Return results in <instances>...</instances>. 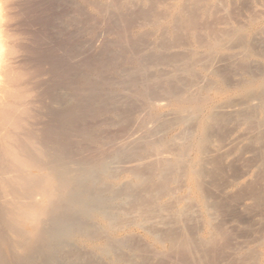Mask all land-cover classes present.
Instances as JSON below:
<instances>
[{
  "label": "bare ground",
  "instance_id": "obj_1",
  "mask_svg": "<svg viewBox=\"0 0 264 264\" xmlns=\"http://www.w3.org/2000/svg\"><path fill=\"white\" fill-rule=\"evenodd\" d=\"M216 1L0 0V264H204L207 159L206 264H264V0Z\"/></svg>",
  "mask_w": 264,
  "mask_h": 264
},
{
  "label": "rangeland",
  "instance_id": "obj_2",
  "mask_svg": "<svg viewBox=\"0 0 264 264\" xmlns=\"http://www.w3.org/2000/svg\"><path fill=\"white\" fill-rule=\"evenodd\" d=\"M215 2H217V3H213V4H212L213 6H210V8H211V9H212V8L214 9V7H216V8H217L216 13H215V10L212 9L213 11H210L211 9L208 8V9H210V10H209V11L207 10V11H208L209 13H210V12H214V15L211 13V15H212V16H211V15L206 11V13H205L206 15L203 16V18H201V21H204V22H201V21H200L201 24L206 25V23H207V25H208L209 21H211V20H214V21H215V19H216V21H217L216 23H215L214 21H211V22H210V23L212 24V26H213V27H222L223 22H225V19L227 18V16H226L227 12H226V10L224 9L223 5H221V2H220V1H216V0H215ZM218 2H219V3H218ZM218 4H220L221 7H220V5H218ZM214 5H215V6H214ZM216 5H218L219 7L216 6ZM219 8H221V9H219ZM223 9H224V11H223ZM218 10H219V11H218ZM221 11L224 12L225 14L222 13ZM218 12H221V14L218 13ZM207 13H208V14H207ZM209 15H210V16H209ZM216 15H219V17H217ZM221 15H223V17H222ZM206 16H208V18H210L211 20H210V19H207V21H205V20H206V19H205ZM214 16H216L217 18L214 19ZM225 16H226V17H225ZM204 17H205V18H204ZM218 18H219V19H218ZM208 20H209V21H208ZM219 21H222L221 23H219L221 26H219V25L217 26V24H218ZM213 22H214L215 24H213ZM204 23H205V24H204ZM210 23H209V24H210ZM211 24L208 25V26H211ZM215 25H216V26H215ZM93 57H94V56H92V54H91V55H90V60H93ZM155 159H156V158H154V157L149 158V159H148V162L150 161V163H151V162H153ZM152 160H153V161H152ZM205 162H206L205 164L207 165V167H206V165H205V167H204L205 170H204V168H203V171H204V173H205V179H206V177L208 178L207 181L204 180V182L207 184V189H206V191L209 190V188H210V189H211V188H214V189H211L212 191H214L213 193H212L210 190L206 192V193H208V194L205 193L206 197L208 198V200H207V198H206V202L208 203V204H206V205L208 206V205L210 204V205L213 207V205H214V203H215V201H214L215 194H214V193H217L216 190H215V188L219 187L218 189H221V187H222V185H223L222 183H223L225 180H226V181H225V183H226L227 180L229 179V177L231 176V173H229V172H231V170H230V169L227 167V165H225V164L221 165V166H223V167H221V166L218 167L219 165L216 166L215 164H214V167H212V166H213V163H212L211 161H209V160L207 159V161H205ZM208 163H209V165H208ZM211 165H212V166H211ZM224 165H225V166H224ZM208 166H209V167H208ZM215 166L218 167L219 169H217ZM210 168H211L212 170H210ZM215 169H216V170H215ZM228 170H229V171H228ZM216 171H217V172H216ZM207 172H208L209 174H208ZM218 172H219V173H218ZM215 173H216V174H215ZM212 174H213V175H212ZM218 175H219V176H218ZM229 175H230V176H229ZM228 176H229V177H228ZM218 177H219V178H218ZM209 178H210V179H209ZM215 178H216V179H215ZM220 178H221V179H220ZM215 180H216V181H215ZM217 180H218V181H217ZM209 181H211V182H216V183H215V186H216V187L214 186V184H212V183L209 182ZM222 181H223V182H222ZM217 183H219V184H221V185H218ZM209 184H210V185H209ZM216 184H217V185H216ZM224 185H225V184H224ZM211 186H212V187H211ZM211 194H212V197H211V196L209 197L208 195H211ZM213 197H214V198H213ZM209 198H210V199H209ZM212 198H213V201H214V202H212ZM166 199H167V198H165V201H164V199H163V201L166 202L168 205H170L171 208H172V205H174V206L176 207V202H175V201L172 202L171 198H169L168 201H167ZM192 201H194V203H195L196 206L193 205V206H192L193 208L191 209V205L193 204ZM192 201H188V200H187V201H184V202L182 203L181 206H185V205L188 206V207H189V210H190V212H191V214H193V213L195 212V213H194V216H193L194 218H196L195 220H193V223H194V225L196 226L195 230L198 231V230L201 229L200 231H203V230H204V228H203L204 223H203V219H202V218H203V217H202V211L204 210V208L201 206V204H199V203L196 202L195 200H192ZM164 202H163V203H164ZM170 202L172 203V205H171ZM174 202H175V203H174ZM187 202L190 203V204H189L190 206L188 205ZM166 203H164L163 205L166 207V208H165L166 210L168 209L167 211H171L172 209L175 208V207L173 206L174 208L171 209L170 206H168ZM184 203H185V205H184ZM191 203H192V204H191ZM211 203H212L213 205H212ZM199 205H200V206H199ZM210 205H209V206H210ZM209 206H208V207H209ZM211 206H210V208H209V210H210L209 213L212 212V213H211V217H210V219H209V220H211V221H209V222H210L209 224L211 225L212 223H214V224H216V225H215L216 227L213 226V225H214V224H213L212 227H211L210 225H208L207 228H208V229L210 228V231H211V229H212V230L214 229L211 233H213V234H214V238L216 237L217 239H216V238L214 239V243H215L216 245H215V247H214V245L211 246V249H210V252H209V255H208L207 258H209L210 255L213 256V255H214V252L217 253V254H215V255H219V253H222V252H223V253H225V256H226V255H228V253L226 254V251L228 252V250H226V248H225L227 245L223 247V245L226 244V243H225V240L222 239L223 237H222V235H221V234L219 233V231H218V230L222 229V227H221L220 225H222V224L225 225V226L229 225V226H227V230H229V232H230V229H231L230 226L233 225V227L235 226V227H238V228H243V227H239V226H243V225L240 224V223H238V225H237V223H235V224L237 225V226H236L235 224H233L234 222H229V220H228L229 218H227V217L225 218V217H224V219L227 220V221L229 222V223H228V222L225 221L223 218H221V217L218 215L219 213L215 212L216 210L212 209ZM195 207H196V208H195ZM169 208H170V209H169ZM193 209H194V210H193ZM196 209H197V210H196ZM211 209H212V211H211ZM191 210H193V211H191ZM195 210H196V211H195ZM200 210H202V211L200 212ZM192 212H193V213H192ZM197 212H199V216H200V217L198 216V213H197ZM200 213H201V214H200ZM216 215H217V216H216ZM196 216H198V217L201 219V222H202V224L200 223L201 225H200L199 223H197V222H200V220L198 221V218H197ZM201 217H202V218H201ZM219 217H220V218H219ZM219 219L224 220V221H225V222H224L225 224L223 223V221H220ZM194 221H195V222H194ZM213 221H214V222H213ZM251 222H252V221H249V225L254 224V225H252V229H253V228L255 229V226L257 227L256 222H255V223H254V222L251 223ZM227 223H228V224H227ZM230 223H232V225H231ZM198 224H199V225H198ZM226 224H227V225H226ZM239 224H240V225H239ZM194 225H193V226H194ZM195 226H194V227H195ZM199 226H200V227H199ZM217 226H218V227H217ZM228 227H229V228H228ZM197 228H199V229H197ZM202 228H203V229H202ZM219 228H220V229H219ZM225 228H226V227L223 228L224 231H226ZM217 229H218V230H217ZM200 231H199V232H200ZM215 231L218 232L219 235H221L220 238H219V236L217 237V233H216ZM135 233L140 234V235H143V234H142L143 232L141 231V229H135ZM235 238H237V237H235ZM219 239H220V240H219ZM232 239H233V240L231 241V243H232V242H233V243H238V242L236 241V240H238V238H237V239L232 238ZM243 240H244V239H242V238L240 239V238H239L238 241L241 242V241H243ZM248 240H249L250 242H249ZM252 240H253L252 238H251V240H250V237H249V239H247L248 243H250V244H251ZM216 241H217V242H216ZM222 241H223V242H222ZM234 241H235V242H234ZM244 241H246V240H244ZM247 241H246V242H247ZM214 243H213V244H214ZM217 243H218V244H217ZM222 244H223V245H222ZM213 247H214V248H213ZM219 247H221V248H219ZM217 248H218L220 251H221V250H222V251L219 252V250H218ZM215 249H216V250H215ZM212 250H213V251H212ZM211 256H210V258H211ZM207 258L204 259V264H206V263L208 262V259H207ZM210 258H209V259H210ZM205 261H206V262H205Z\"/></svg>",
  "mask_w": 264,
  "mask_h": 264
}]
</instances>
